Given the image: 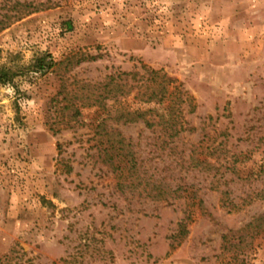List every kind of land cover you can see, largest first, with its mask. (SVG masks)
<instances>
[{"label": "rangeland", "instance_id": "obj_1", "mask_svg": "<svg viewBox=\"0 0 264 264\" xmlns=\"http://www.w3.org/2000/svg\"><path fill=\"white\" fill-rule=\"evenodd\" d=\"M141 63L175 137L91 103ZM2 67L0 264H264V0H0Z\"/></svg>", "mask_w": 264, "mask_h": 264}, {"label": "trees", "instance_id": "obj_2", "mask_svg": "<svg viewBox=\"0 0 264 264\" xmlns=\"http://www.w3.org/2000/svg\"><path fill=\"white\" fill-rule=\"evenodd\" d=\"M23 6V5H21ZM31 11H38L37 6H30ZM20 13V11L18 12ZM69 25V24H68ZM56 63L47 54L35 60L32 69L40 74H45L51 70ZM142 74L138 71L110 75L99 88L101 94L90 93L85 99L96 96L92 104L102 107L103 101L111 99L115 102L119 97H128L134 91V101L137 105L134 108H104L107 118L121 121L124 124L142 121L147 127L161 126L162 130L168 133L169 137H175L184 131L182 118V105L190 106V97L180 89V84L176 80L168 77L159 70H154L146 65H140ZM16 72L5 67L0 68V83H12ZM122 76H124L122 78ZM124 81V83H122ZM99 90V91H100ZM193 108H190L192 111ZM155 119L157 121H155Z\"/></svg>", "mask_w": 264, "mask_h": 264}]
</instances>
